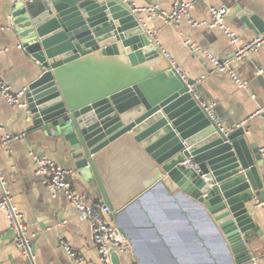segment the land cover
<instances>
[{
  "label": "water",
  "instance_id": "1",
  "mask_svg": "<svg viewBox=\"0 0 264 264\" xmlns=\"http://www.w3.org/2000/svg\"><path fill=\"white\" fill-rule=\"evenodd\" d=\"M230 5L255 26L245 0ZM134 8L130 0H15L9 27L38 68L22 98L28 134H37L38 143L64 144L114 224L161 186L170 197L196 204L231 264H244L253 258L256 236L264 241L250 206L264 203L263 154L252 152L259 146L247 132L251 125L223 122L216 106L211 117L206 101L190 92L199 93L196 81L181 77ZM120 148H139L144 174L123 195L110 190L106 177ZM38 151L45 156L44 148ZM112 260L122 264L117 252Z\"/></svg>",
  "mask_w": 264,
  "mask_h": 264
},
{
  "label": "crops",
  "instance_id": "2",
  "mask_svg": "<svg viewBox=\"0 0 264 264\" xmlns=\"http://www.w3.org/2000/svg\"><path fill=\"white\" fill-rule=\"evenodd\" d=\"M130 1L140 9L158 7L155 12L142 11L139 16L157 31L159 45L189 78L196 81L201 98L215 104L220 120L231 125L250 123L247 132L259 146L252 152H261L264 147V45L240 62L234 61L232 71L248 82L247 88H240L229 71H220L212 61L214 58L231 66L237 47L222 30L196 26L189 20L208 22L211 6L228 4L227 25L248 41L264 34V0H245L255 17L253 27L235 15L233 6L230 7L231 0H188L195 4L189 16L172 23L166 22L160 12L170 13L178 0ZM14 2L0 0V71L14 90L19 91L35 80L38 68L31 56L18 47L22 41L9 27L8 19ZM259 110H263V115L256 114ZM26 117V106L10 105L0 96L1 138L7 133L27 135L14 142L10 151L0 149V169L13 203L24 214L27 235L34 241L33 264H78L67 257L59 243V234L65 235L88 262L101 264L89 221L81 219L78 209L64 196L51 197L43 177L36 172L37 162L31 152L39 157L41 147L45 149L44 157L54 159L65 168L75 169L67 158L64 144H54L53 141L38 143L37 134H28ZM137 152L140 153L139 148H120L110 156V175H106L110 190L119 191L121 195L130 189L133 192L144 179L143 159ZM261 163V176H264V154ZM75 188L99 200L93 187L80 173ZM159 189L157 196L149 197L150 193H147L139 203L133 204L135 210L128 208L115 222L118 229L123 230L128 243L126 252L119 254L122 264H231L223 240L197 205L183 195L174 198L167 195L161 186ZM2 194L0 186V199ZM250 206L264 234V203L258 204L254 200ZM189 211L193 212L192 225ZM252 246L254 259L244 264H264V241L256 236ZM27 258L26 253L16 246L9 221L0 212V264H28Z\"/></svg>",
  "mask_w": 264,
  "mask_h": 264
},
{
  "label": "built area",
  "instance_id": "3",
  "mask_svg": "<svg viewBox=\"0 0 264 264\" xmlns=\"http://www.w3.org/2000/svg\"><path fill=\"white\" fill-rule=\"evenodd\" d=\"M193 1L179 0L175 3L170 13L161 11L166 22L172 23L181 20L185 16H189V13L194 8ZM158 7L152 6L147 9L134 8V11L138 13V17L147 28V32L159 44V38L157 31L150 27L148 22L141 19L139 13L142 11L155 12ZM211 19L210 21H189L196 26H209L222 30L229 38L231 43L236 46L234 52V60L240 61L248 54L258 50L264 45V34H260L252 38L251 40L244 41L241 36L232 30L226 23V17L228 14V8L226 6H211L209 8ZM19 48L22 45L18 46ZM165 51V50H164ZM167 58L171 61L176 71L181 77L187 81L189 78L184 70L174 61L171 55L165 51ZM213 63L220 71H229L232 75L236 85L240 88H247L248 82L241 79L235 72L229 69V65L221 64L217 59H212ZM26 88L19 91L14 90L11 84H9L3 77L0 71V96L10 105L25 107V103L22 98L24 97ZM190 92L194 93L198 99H201L200 94L194 87L190 88ZM203 106L211 117H214L215 104L211 102H204ZM263 110H259L256 114L263 115ZM26 133H7L0 140V149L4 148L10 151L11 145L17 140L26 137ZM264 154V147L261 149ZM37 162V174L42 176L44 184L53 198L64 196L70 203H72L80 212V217L83 220L89 221L92 227L94 241L98 249V261L101 264H113L112 253L117 252L119 254L125 253L127 250V240L121 233L118 227L109 218V209L104 204L93 199L89 194L79 192L75 188V181L78 178V170L73 168H65L57 163L54 159L49 157H37L35 153L31 152ZM183 164L193 167V163L190 159H186ZM3 171L0 169V186L3 189V194L0 199V212H3L9 221L11 229L14 233V240L17 247L23 250L27 257L30 249L32 239L27 235L28 226L25 221L24 214L13 203V198L9 189L6 187ZM263 204V203H261ZM58 240L65 251L67 257L70 260L77 261L78 264H91L83 256L79 255L74 249L72 242L63 234L58 235ZM254 259V258H253Z\"/></svg>",
  "mask_w": 264,
  "mask_h": 264
},
{
  "label": "rangeland",
  "instance_id": "4",
  "mask_svg": "<svg viewBox=\"0 0 264 264\" xmlns=\"http://www.w3.org/2000/svg\"><path fill=\"white\" fill-rule=\"evenodd\" d=\"M159 190H160L159 187L156 188V189H153L151 192H149L150 194H149L148 196H149V197H150V196H157V194L159 193ZM162 192H163V191H162ZM148 196H147V197H148ZM147 197H146V198H147ZM149 197H148V198H149ZM130 207H131L132 210H135V206H134V205H133V206H130ZM130 207H129V208H130ZM133 207H134V208H133ZM180 210L182 211V214H183V215H186V213H185V211H183V209L180 208ZM187 213H191L190 216H189V222H190V225H192V218H191L192 216H191V215H192L193 212H192V211H189V212H187ZM190 238L193 239V240L195 241L194 238H192V237H190ZM190 241H191V240H190ZM191 242H192V241H191ZM192 243H194V242H192Z\"/></svg>",
  "mask_w": 264,
  "mask_h": 264
},
{
  "label": "trees",
  "instance_id": "5",
  "mask_svg": "<svg viewBox=\"0 0 264 264\" xmlns=\"http://www.w3.org/2000/svg\"><path fill=\"white\" fill-rule=\"evenodd\" d=\"M96 201H99L98 199H95Z\"/></svg>",
  "mask_w": 264,
  "mask_h": 264
}]
</instances>
